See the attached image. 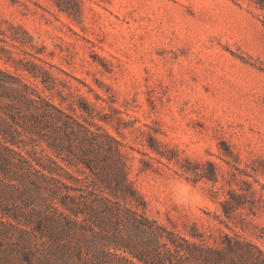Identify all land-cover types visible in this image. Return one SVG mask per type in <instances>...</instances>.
I'll return each instance as SVG.
<instances>
[{"label": "rangeland", "instance_id": "1", "mask_svg": "<svg viewBox=\"0 0 264 264\" xmlns=\"http://www.w3.org/2000/svg\"><path fill=\"white\" fill-rule=\"evenodd\" d=\"M261 13L253 0H0V68L65 108L90 104V119L121 142L151 219L187 237L212 242L223 230L264 248ZM0 95V105H22L14 91L0 86ZM9 179L0 212L44 216L58 201L44 180ZM141 200L131 205L142 210ZM6 218L0 264H36L63 237L58 227L29 238L20 228L34 223Z\"/></svg>", "mask_w": 264, "mask_h": 264}, {"label": "trees", "instance_id": "2", "mask_svg": "<svg viewBox=\"0 0 264 264\" xmlns=\"http://www.w3.org/2000/svg\"><path fill=\"white\" fill-rule=\"evenodd\" d=\"M253 1L264 24V0ZM0 86L17 93L22 104L0 105V181L38 185L44 180L51 197L58 198L44 216L1 209L0 217L12 227L34 223L32 229L20 228L29 238L61 227L63 237L57 235L52 240L57 245L40 249L36 264H50L53 254L65 257L66 264L112 259L125 264H264V248L238 233L221 230L210 242L204 233L187 237L147 216L131 185L121 142L90 119V104L65 108L1 68ZM138 199L142 210L139 203L131 205ZM72 241H78L74 250L67 245ZM25 260L32 262L29 252Z\"/></svg>", "mask_w": 264, "mask_h": 264}]
</instances>
